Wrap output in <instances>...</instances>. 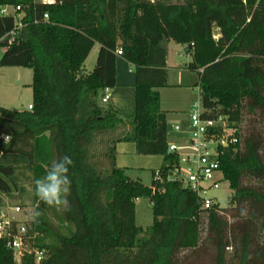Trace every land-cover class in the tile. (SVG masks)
I'll return each instance as SVG.
<instances>
[{
  "label": "trees",
  "instance_id": "16d2710c",
  "mask_svg": "<svg viewBox=\"0 0 264 264\" xmlns=\"http://www.w3.org/2000/svg\"><path fill=\"white\" fill-rule=\"evenodd\" d=\"M5 4L21 5L24 16L16 40L0 43V65L33 70V108H0V151L29 159L0 164V211L20 198L41 212L39 222L31 215L26 224L35 245L49 251L42 264H264V0H0ZM16 23L0 16V38ZM169 41L187 45L186 68L199 75L194 86L208 115H227L236 129L238 141L221 159L233 191L227 207L204 209L195 193L167 179L178 161L168 152L160 93L169 85ZM97 43L96 65L86 72ZM119 56L135 68V111L131 130L112 139L104 171L92 147L127 121L98 102L100 91L117 85ZM117 141L133 142L138 155L161 156L162 182L156 170L149 185L118 167ZM65 155L73 160L70 210L57 211L34 195V181ZM140 198L152 201L146 230L137 224ZM0 264H16L1 237ZM21 264L36 263L25 253Z\"/></svg>",
  "mask_w": 264,
  "mask_h": 264
},
{
  "label": "built area",
  "instance_id": "2783aa9c",
  "mask_svg": "<svg viewBox=\"0 0 264 264\" xmlns=\"http://www.w3.org/2000/svg\"><path fill=\"white\" fill-rule=\"evenodd\" d=\"M39 1L48 4L56 2V0ZM21 9V5H0L1 17L13 15L17 18L16 27L0 38V43L6 41L11 44L16 40L17 29L23 26L24 14L19 13ZM43 18L44 20L48 19V14H45ZM117 54L122 55L123 49L119 48ZM197 88L201 93L200 86ZM110 89L107 87L104 90L103 102L109 101ZM32 108L33 105L30 104L29 109ZM208 112L203 106L201 97L194 101L188 111L186 125L178 123L173 127L176 132L187 135L186 141L181 144L173 142L169 144L168 148L169 153H174L178 157L177 163L168 173V181L181 182L183 187L199 197L204 209L212 208L214 205L220 206L214 198L208 197L207 193L209 190L221 186L225 179L221 169L222 156L225 154L226 147L238 141L236 129L230 125L227 115L209 116ZM153 178L162 182V174L159 169L156 170ZM156 190L154 187V192ZM3 209L0 211V237L7 239L8 247L13 251L16 264H21L25 253L30 254L36 264H42L49 257V251L47 248L35 245L36 234L29 233L26 223L31 219L32 214L29 220L21 222L16 218L7 217ZM10 209L14 213L27 216L21 205H13Z\"/></svg>",
  "mask_w": 264,
  "mask_h": 264
},
{
  "label": "rangeland",
  "instance_id": "374dc122",
  "mask_svg": "<svg viewBox=\"0 0 264 264\" xmlns=\"http://www.w3.org/2000/svg\"><path fill=\"white\" fill-rule=\"evenodd\" d=\"M215 34L219 35V30H215ZM178 43L171 41L167 42L166 46L168 49V54L170 58V81L172 86L167 87L162 90V107H165L168 112L169 121L177 120L181 116H186V110L190 109L192 103L196 100L200 99V92L195 84L199 81V75L195 71L187 70L181 68L180 65H183L188 58L186 57V52L182 48L179 50L177 45ZM6 47L3 44H0V60L5 51ZM99 46H95L89 57L85 62V71L90 72L94 69L96 65L97 56L99 53ZM182 52L185 56L180 57L179 53ZM173 65H175L173 67ZM33 79V70L27 67H18V66H1L0 65V108L6 107L11 110H24L28 109V104L33 101V91L31 87ZM182 79V80H181ZM182 81L185 84L183 86H177V83ZM176 85V86H175ZM172 123V122H170ZM118 133L120 131L116 130L111 132L113 139L117 138ZM187 139L186 134H181L176 132L169 124V142L181 144L185 142ZM110 151V149H109ZM7 156H11L12 159L8 160V164L3 162L5 165H19L17 163L18 160L16 158H22L23 155L17 153H7ZM110 153L105 154L104 158H100L102 154L99 156L101 165L110 166ZM108 157V158H107ZM130 163H136L139 167H146L145 170H139L137 174L135 171H129V174L134 176L141 175L143 177V181L146 184H151L152 182V174L150 167H156L160 163V157L156 155H127ZM133 165V164H132ZM155 165V166H154ZM159 169V167H157ZM28 186V185H27ZM28 189L30 187L28 186ZM233 194L232 189L230 188V184L225 179L222 181L221 186L219 188L211 189L207 193L208 197L214 198V200L220 205V207L229 206L231 196ZM22 200L20 198H16L15 200L8 202L9 204L3 209V212L9 218H16L21 220V222H26L30 219V215L33 212V207L30 205L29 200L25 199V205L21 204ZM13 205H21L24 208V212L27 213V216L23 214L14 213L10 207ZM136 217L137 224L141 226L144 230L150 227L153 224V211H152V201L150 198H140L136 201Z\"/></svg>",
  "mask_w": 264,
  "mask_h": 264
},
{
  "label": "crops",
  "instance_id": "0c3cea01",
  "mask_svg": "<svg viewBox=\"0 0 264 264\" xmlns=\"http://www.w3.org/2000/svg\"><path fill=\"white\" fill-rule=\"evenodd\" d=\"M171 42V41H169ZM99 46L100 48V44H96L95 46ZM179 47V50H181L182 48L185 50L186 52V57L188 58V60L183 63V65H180L181 68L187 69L186 66L189 63V61L191 60V56L187 53V45L184 44H177ZM180 57L185 56L182 52L179 53ZM169 54H168V58H167V65L170 67L171 63H170V58H169ZM175 65H173L174 67ZM189 70V69H187ZM182 80V79H181ZM33 81V79H32ZM180 83H177V86H183L182 81H179ZM135 83H136V75H135V68L133 67V65L126 60L125 58H123L122 56L118 57L117 60V85L114 88L110 89V99L107 102H103L102 97L104 95V91H100L99 95H98V102L102 107H108V106H112L115 110H117L121 116L126 119V123L123 124L122 126H120L117 131L119 130L120 133H118L117 138L119 136H123V134L125 132H128L131 130V126H130V118L132 117V115L134 114L135 111V94H136V88H135ZM32 84V83H31ZM168 86H172L173 83H171L170 81V69H168ZM176 86V85H175ZM167 87H163L160 88V93H161V105H162V90L166 89ZM33 102V101H32ZM32 102H30L28 104V108L29 105L32 104ZM164 110L167 111V120H168V128H169V124H171V127L173 128L175 124H182L183 126L186 125L187 120H188V110H186L185 115L186 116H181L179 119L177 120H172L169 121L168 119V110L165 109V107H162ZM172 122V123H170ZM174 129V128H173ZM113 136L111 133L105 134V135H101L98 140L96 141V143L94 144V146L92 147V155H93V161L98 163L99 166L104 170L107 171L111 168V160H110V166H103L101 165V160L100 158H104L105 154L108 153L109 148L111 146V142H112ZM168 142H169V132H168ZM169 144H171L169 142ZM136 150V146L133 142H129V141H117L116 145H115V162L116 165L120 168L125 169L126 174H128L129 176H131L132 178H135L134 176H132L131 174H129V171H135L137 174L139 173V170H145L146 167H139L136 165V163H130L131 161L128 160L127 155H136L135 153ZM102 154V156H100ZM100 156V158H99ZM160 157V163L159 165H156V167H150L149 170L151 169V174L154 170H157V167H160L162 164V157ZM108 158V157H107ZM11 156H7L6 152L4 151H0V164H4L3 162H6V164H8V160L10 161ZM19 162L17 164L19 165H26L29 163V159L27 157H22V158H16ZM111 159V158H110ZM133 164V165H132ZM12 165V164H11ZM16 165V164H15ZM155 166V165H154ZM136 178H141L142 180L143 177L141 175H137ZM144 183H146L144 181Z\"/></svg>",
  "mask_w": 264,
  "mask_h": 264
},
{
  "label": "clouds",
  "instance_id": "9594fccd",
  "mask_svg": "<svg viewBox=\"0 0 264 264\" xmlns=\"http://www.w3.org/2000/svg\"><path fill=\"white\" fill-rule=\"evenodd\" d=\"M5 142L10 139L6 136ZM73 165L70 156L65 155L59 160H54L45 170V175L34 181V195L45 205L55 208L57 211L70 210L71 179L69 177V168ZM40 211L32 213V219L39 222Z\"/></svg>",
  "mask_w": 264,
  "mask_h": 264
},
{
  "label": "water",
  "instance_id": "95a60500",
  "mask_svg": "<svg viewBox=\"0 0 264 264\" xmlns=\"http://www.w3.org/2000/svg\"><path fill=\"white\" fill-rule=\"evenodd\" d=\"M4 44H6V41L4 42Z\"/></svg>",
  "mask_w": 264,
  "mask_h": 264
}]
</instances>
